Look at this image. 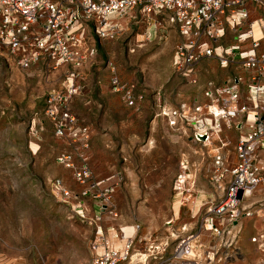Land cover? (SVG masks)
<instances>
[{"label":"rangeland","instance_id":"1","mask_svg":"<svg viewBox=\"0 0 264 264\" xmlns=\"http://www.w3.org/2000/svg\"><path fill=\"white\" fill-rule=\"evenodd\" d=\"M144 29L138 24L127 25L114 39L95 42V55L78 70L80 88L68 106L77 123L88 126L91 134L85 148L86 167L89 153L94 159L101 156L103 134L108 139L104 149L110 152L113 164L117 156L112 149L114 132L121 134L125 156L118 162L124 165L123 171L105 176L112 179L106 208L101 207L98 188L88 190L85 197L92 203L84 208L60 200L50 190L53 180H59L72 193L83 190L73 182L70 170L55 163L57 155L67 153L73 164L80 166L82 152L76 154V145L55 138L51 123L43 115L47 93L60 90L69 69L33 65L20 70L0 45V264H89L87 247L95 227H100L103 235H108L106 228L110 227L117 233L132 228L133 236L125 230V237L133 242L129 255L145 254V260L129 257L118 264H152L147 257L149 247L166 242L169 252L182 235L180 226L193 228L194 221L202 218L204 207L198 208L199 200L213 191L212 200L219 198L220 191L210 180L211 155L219 145L216 138L206 146L194 143L188 122L169 127L160 116L162 107L174 109L179 99L198 97L193 89L183 92L186 86L172 68L171 52L177 37L167 38L170 45L162 38L156 42L158 36L153 42L146 41ZM111 74L135 100L142 98L126 106L120 94L110 91ZM220 132L228 140L221 151L231 164L235 133L223 127ZM179 175L184 177L181 189L176 188ZM134 182H145L147 189L119 185ZM155 186L158 188L153 189ZM80 202L85 203V198ZM251 202L241 201V208L252 214L243 216L240 211L226 237L232 240L227 249L232 259L215 264H256L260 260L262 254L251 239L264 235V200L249 206ZM253 211L263 218H256ZM168 220L172 221L166 225ZM224 240L225 235L209 246L219 247L218 253H222ZM120 245L115 241L113 247Z\"/></svg>","mask_w":264,"mask_h":264},{"label":"built area","instance_id":"2","mask_svg":"<svg viewBox=\"0 0 264 264\" xmlns=\"http://www.w3.org/2000/svg\"><path fill=\"white\" fill-rule=\"evenodd\" d=\"M252 3L261 12V38L264 39V0H0V45L7 49L20 70L42 64L55 70L69 69L61 88L47 93L43 115L53 127V136L86 148L89 130L79 126L69 109L70 100L79 91V73L96 52L95 42L114 39L127 25L144 26L143 36L150 37L149 29L176 28L180 40L174 45L172 68L190 85H196L194 66L205 57H214L220 67H226L229 57L238 46L222 49L218 45L224 35V26L236 29L247 20L246 5ZM238 35L240 42L250 40L249 48L239 51L237 58L242 68L252 72L247 87L246 104L239 103L236 82L215 86L208 81L202 88L205 103L182 102L174 109H162L160 116L167 125L188 122L190 140L202 146L216 138L218 147L211 155V185L220 191L217 200L203 204V216L192 229L180 227L174 247L166 253L167 243L148 248L152 264H215L232 259L228 248L232 240V224L241 215L252 213L241 208V201L251 198L258 188L264 189V51L256 52L259 41L252 38L251 23ZM112 71V70H111ZM110 91L120 94L126 106H133L142 96H131L130 90L120 85L114 74L109 79ZM246 132L238 136L234 146V162L229 164L222 154L225 147L219 141L221 128ZM55 163L71 172L75 184L83 188L72 193L59 180L50 183L52 193L62 201L82 205L89 189L99 191L102 206L106 208L112 191L110 177L93 182L85 165L75 166L70 154L61 153ZM97 219L96 221H98ZM171 220L165 224L169 225ZM103 235L95 227L88 242L89 264H118L129 259L132 239L106 228ZM225 240V251L209 246L212 240ZM204 237V238H203ZM207 237V238H206ZM203 238V239H202ZM206 239V240H204ZM121 242L114 248V242ZM251 241L262 254L256 264H264V235L257 234ZM206 243V245H205ZM208 245V247H207Z\"/></svg>","mask_w":264,"mask_h":264},{"label":"crops","instance_id":"3","mask_svg":"<svg viewBox=\"0 0 264 264\" xmlns=\"http://www.w3.org/2000/svg\"><path fill=\"white\" fill-rule=\"evenodd\" d=\"M246 11H247V20L245 23L243 22V24L241 26H239L236 29L230 28L226 25L224 26V35L220 40H218V45L222 49H226V48H229L231 46H238L239 51L248 49L249 45H250V40L247 39V40H245V42H240L238 40V35L245 33L246 29H247L246 24L251 23L252 24V26H251L252 38L259 41L258 42L259 46L256 49V52L258 53V52L264 51V39L261 38L262 35H261V30H260L261 29L260 28L261 12L257 8V6L255 4H252V3H249L246 5ZM159 30L157 29L156 30L157 32H156V31H153L152 28L149 29L150 37L148 39H146V41H152L153 42V41H155L154 39L158 36L156 38V42L162 41L161 40V38H162L163 42L168 43L167 38H170L172 36L173 37L176 36L177 39L173 43L172 52H171V64H172L173 48H174V45L176 43H178V41L180 40V37L178 35L176 28H174V27L168 26L166 29H163L162 32H160ZM160 34H161V36H160ZM238 52L234 51L232 53V55L229 57V60H228L226 67H220L218 64V61L214 57L202 58L194 66L193 75L196 79V85L188 84L186 82V80L184 78H182V76H180L179 74H177L175 72V75L178 78H180V80L186 86V88H184V91L182 89H180L179 92H182V91L187 92V91L193 89L194 92L196 93V95L198 94L197 98H196V96L192 97L193 100H189V98L179 99L177 106L182 102L199 103V104L205 103V100L202 96V88L204 87V84L208 81L212 82L215 86H219V87L223 86L227 82H236L235 84L238 88V93H239V103L240 104H246L249 106L248 102H246V96H247V87L251 83L250 80L252 78V72L248 69L241 67L240 61L237 58ZM90 61L91 60H89L87 63H85V65H83L82 67H85L88 63H90ZM214 63H216L218 68L216 67V65ZM35 65H42V64H35ZM60 68L63 69L64 67H60ZM205 68H208V69H205ZM62 73H64V72H62ZM80 83H79V85H80ZM158 108H160V107H158ZM162 109H168V108L162 107ZM71 111H72V109H71ZM162 119L165 120L164 118H162ZM77 120H78V118H77ZM77 124L79 126H85L88 128V126H86L84 124H80L79 122ZM119 124H120V126H122V123L120 121H119ZM115 125H116V123H115ZM117 126H118V124H117ZM223 129L225 130L226 128L223 127ZM227 129L231 130L235 133V136H236L235 143L237 141L238 136H240L241 134H244L246 132L245 126H242L239 130H236L235 128H232V127L227 128ZM90 135L91 134H89V138H90ZM120 135L121 134H119V130L114 132V137H113L114 138V147L112 149H114V153H117V156L114 157V163L113 164L111 162V158L109 157L110 152L107 151L106 149H104V147L106 146L105 144L108 143V139H107V136L105 134H103V136L101 138V141L103 142V144H102L101 148H99L100 152H101V154H100L101 156H99L97 159H94V158H92L91 153H89L90 159L88 161L87 166H88V169L91 173L93 182L104 180V179L108 178V177H105L107 175H112V174L117 173V172L122 173L121 171H123V168H121V167L124 165L122 163L119 164V162H120V159L124 158L123 156H125V153H124L125 151H124V148L122 145V141L120 140L121 139ZM132 137L136 138L137 140L139 139L137 135H134ZM219 138H220L219 139L220 143H222V145H226V143L228 142L227 138H223L221 134H219ZM72 146H75V145H72ZM234 146H235V144H234ZM145 148H146V146H145ZM73 149H74L76 154H79V152H82L81 156L84 157L85 148L83 149L79 146H76ZM233 152H234V147H233ZM222 154L224 155V153H222ZM74 159L75 158L73 155V160ZM84 160H85V157L83 159V162H81L82 163L81 165H85ZM74 162H75V160H74ZM233 162H234V160L232 161V163ZM180 177H181V179L184 180V177L180 176V175L176 178V188H178V189H181V185L178 184V178H180ZM119 185H121V187H125L128 189H131L132 187H134V185L136 186V189L137 188L147 189L148 184H145V182H143V183L142 182H134V183H123V184H119ZM119 185H118V187H120ZM157 188H158L157 186L153 187V189H157ZM101 189L102 188H99V191H101ZM80 191H81V188L78 189L77 192H80ZM213 193H214V191L210 195H206L205 200H199V202L197 203L199 205L198 208L201 207L203 204H206L207 202L211 201L213 199V197H212ZM179 195L180 194H177V196H179ZM84 198H85V203H82L83 208L85 205L88 206L92 203V201L90 199H88L86 197H83L82 199H84ZM249 200H252V202L250 203L249 206L263 202V200H264V189L258 188L257 190H255L253 192L251 198L248 199V201ZM194 203H196V202H190V205H195ZM93 208L96 209L95 206H93ZM84 211H85V209H84ZM95 213L97 214L98 212H96V210H95ZM253 213L254 214L256 213V218H263V216L258 214L257 212L253 211ZM195 215L196 214H193L192 216H195ZM192 216H191V218H192ZM102 219H104V218L102 217ZM196 222H198V220L194 221L193 227L195 226ZM181 226L186 227V224H182ZM187 227H188L187 229H192L191 228L192 226H187ZM126 229H129L130 235L132 236V234L134 233V230L132 228H129V227L123 228L124 234H125ZM87 251L89 253L88 259L90 260V252L88 250V247H87ZM89 260H88V263H89Z\"/></svg>","mask_w":264,"mask_h":264},{"label":"bare ground","instance_id":"4","mask_svg":"<svg viewBox=\"0 0 264 264\" xmlns=\"http://www.w3.org/2000/svg\"><path fill=\"white\" fill-rule=\"evenodd\" d=\"M183 179H181V177L180 178H178V184H182L183 183ZM124 234V233H123ZM124 236H125V234H124ZM133 236V235H132ZM117 244V243H116ZM133 256V257H132ZM131 257H130V259L132 258V260H137V261H143V260H145V257H146V255L145 254H139V253H136V254H133ZM132 263V262H131Z\"/></svg>","mask_w":264,"mask_h":264}]
</instances>
